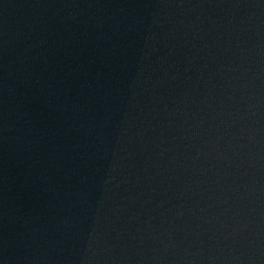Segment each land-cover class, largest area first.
<instances>
[{
	"label": "water",
	"instance_id": "obj_1",
	"mask_svg": "<svg viewBox=\"0 0 264 264\" xmlns=\"http://www.w3.org/2000/svg\"><path fill=\"white\" fill-rule=\"evenodd\" d=\"M0 264H264V0H0Z\"/></svg>",
	"mask_w": 264,
	"mask_h": 264
}]
</instances>
